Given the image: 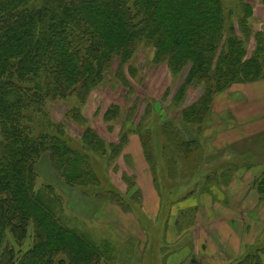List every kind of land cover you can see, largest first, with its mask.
<instances>
[{
    "label": "trees",
    "instance_id": "trees-1",
    "mask_svg": "<svg viewBox=\"0 0 264 264\" xmlns=\"http://www.w3.org/2000/svg\"><path fill=\"white\" fill-rule=\"evenodd\" d=\"M225 21L220 0H0V264H55L59 258L57 264H100L103 258L99 247L62 227L35 190L34 167L45 154L68 187L98 186L87 153L104 148L90 129L83 135L85 154L69 147L55 125L49 124L55 134H35L31 125L47 117V103L75 96L83 104L115 60L119 81L125 69L135 77L127 64L144 45L155 50L154 63H166L173 73L190 66L185 83L204 85L198 106L181 118L200 125L213 99L231 85L264 80V33H253L247 16L236 26L226 28ZM247 38L254 42L250 53ZM70 114L79 117L74 109ZM175 149L190 154L183 144ZM257 188L264 193V176ZM30 231L35 246L18 254L14 244L21 246ZM258 257L246 254L234 264H261Z\"/></svg>",
    "mask_w": 264,
    "mask_h": 264
},
{
    "label": "rangeland",
    "instance_id": "rangeland-1",
    "mask_svg": "<svg viewBox=\"0 0 264 264\" xmlns=\"http://www.w3.org/2000/svg\"><path fill=\"white\" fill-rule=\"evenodd\" d=\"M220 2L226 28L247 16L249 29L264 33L262 0ZM245 48L253 50L252 39L245 40ZM154 54L153 48L140 45L127 64L137 75L131 77L125 69L123 81L115 77V60L83 104L75 96L47 103V117L34 118L31 125L35 134H55L57 129L50 126L55 125L69 147L85 154L83 135L90 129L103 140L104 148L101 153H87L98 186L68 187L45 154L34 167L35 190L44 193L62 227L100 248V264H133L144 240L149 249L142 260L150 264L154 255L162 259L165 254L167 223L175 220L180 233L196 222L211 221L205 207L198 220L190 211L182 218L170 217L169 210L178 207L181 196L186 200L188 192L199 193L206 203L213 201L215 221L243 218L246 245L237 261L258 252L264 264V193L257 188L264 176V80L231 85L213 99L204 122L190 126L181 120L182 114L198 106L205 87L195 80L185 83L190 66L173 73L166 63H154ZM111 108L107 118L113 119L107 121L103 116ZM73 109L78 118L71 116ZM178 144L189 148L186 158L175 149ZM196 181L197 187L189 186ZM112 196L117 202L110 200ZM34 246L31 231L21 246L14 244L18 254ZM158 258L155 264H161Z\"/></svg>",
    "mask_w": 264,
    "mask_h": 264
},
{
    "label": "crops",
    "instance_id": "crops-1",
    "mask_svg": "<svg viewBox=\"0 0 264 264\" xmlns=\"http://www.w3.org/2000/svg\"><path fill=\"white\" fill-rule=\"evenodd\" d=\"M197 183L199 182H192L189 186L197 187ZM188 193L187 197L185 196L186 200L181 196L178 207L174 206L172 210H169L170 217L176 219L182 214L187 215V211H190L198 220V218H203L206 208L207 218L211 221L205 224L196 222L194 227L183 228L180 233L177 232L175 220L170 221L164 227L165 254L162 255V259L158 258L160 254L154 255L155 258H158L161 264H232L237 261L245 250L246 221L243 218L215 221L213 201L206 203L204 197L198 195L199 193ZM217 199L220 202L218 191ZM156 214L157 210L153 216H157ZM139 244L140 242H137L136 252L139 250ZM247 244L251 245V241ZM148 247L149 244L144 240L141 243V255L138 252V259L133 264H145L142 256L144 257L145 249ZM155 258L150 264H155L157 261Z\"/></svg>",
    "mask_w": 264,
    "mask_h": 264
}]
</instances>
